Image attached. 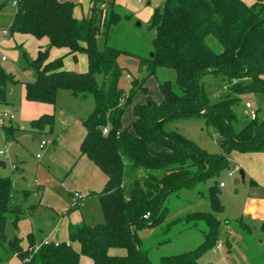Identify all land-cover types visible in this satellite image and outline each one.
<instances>
[{"label": "trees", "instance_id": "obj_1", "mask_svg": "<svg viewBox=\"0 0 264 264\" xmlns=\"http://www.w3.org/2000/svg\"><path fill=\"white\" fill-rule=\"evenodd\" d=\"M17 2L11 33L50 41L35 60L25 58L26 66L35 71L34 81L25 84L26 100L55 105L61 91H69L77 99L93 96L95 107L84 121L81 152L103 171L107 183L101 192L87 196L100 200L104 222L70 228V242L81 247L78 253L71 244L55 242L36 250L33 235L28 236L29 248L23 249L18 225L36 206L30 211L17 204L12 180L0 178L1 247L23 264H80L81 256L94 264H152L142 250L140 233L165 221L168 208L164 204L170 195L219 175L229 168L232 152L264 153V120L258 121L257 116L239 131L234 129L241 96L264 95V0H166L156 7L150 21L156 32L152 56L140 63L148 75L143 82L133 81L128 95L120 87L125 69L119 59L129 54L108 43L114 28L123 17H129L121 14L119 6L91 0L89 14L78 20L73 1ZM209 36L222 51L211 49ZM101 38L105 39L103 48ZM53 48L67 49L75 57L85 54L88 70H64V58L49 60ZM159 71L175 75L160 83L162 103L149 99L137 105L132 126L125 128L126 107L138 90L146 92L147 80ZM207 75L224 77L228 84L233 79L241 82L229 87L228 97L209 104L200 83ZM7 82H15L13 76L0 69V104L5 102ZM199 118L217 131L225 154H209L172 129L177 122ZM31 125L40 131L50 126L52 131L54 117L42 115ZM15 131L13 126L5 128L6 139H13ZM209 199L212 212L185 218L186 223L206 224L203 243L194 250L162 257L160 264H199L201 256L217 245L221 223L216 216L223 212L217 185L209 188ZM10 220L12 236L8 233ZM112 249H124L127 255L113 256Z\"/></svg>", "mask_w": 264, "mask_h": 264}, {"label": "rangeland", "instance_id": "obj_2", "mask_svg": "<svg viewBox=\"0 0 264 264\" xmlns=\"http://www.w3.org/2000/svg\"><path fill=\"white\" fill-rule=\"evenodd\" d=\"M106 1L120 5L118 0ZM121 1L124 4L120 5V12L129 17H123L120 24L114 28L108 43L129 54L119 59L121 67L125 69L120 87L125 95H128L132 82H143L148 75L145 69L140 68V63L141 59L152 55V41L156 32L151 29L150 21L156 10V4L163 6L165 0H151V4L147 1L139 2V0ZM244 1L251 3L253 0ZM13 2L14 0H0V69L12 75L15 81L7 82L5 102L0 104V112L15 115L12 122L6 120L4 124H0V153L5 152L4 155L0 154V162L6 164V168L0 167V178L12 180L17 204H21L24 209L30 211L32 206H36L33 218L26 219L22 226L20 225V239L24 246L28 245L27 249L30 234L34 233V238L38 243L54 234L57 241L55 238L51 240L59 244L69 243L78 253H81L80 245L70 242V226H74L71 221L82 217L83 214L87 225L93 226L104 222L102 206L98 198L84 199V208L72 207L70 198V191L85 197L87 194L83 187L99 183L98 178L84 166L74 171L76 159L84 155L80 149L79 152H73L75 147L80 148L79 138L85 131L84 121L93 112L95 101L91 95L85 99H77L69 91L59 92L55 105L26 100L25 84L34 81L35 71L26 66L25 58L29 61L37 58L38 50L42 47L39 42L42 39L38 40L26 34L11 33L10 27L17 11ZM100 7L110 10L107 5L101 4ZM4 30L9 32L7 38L3 36ZM104 42L105 39L101 38L99 41L101 48L104 47ZM207 43L215 52L222 51L221 45L214 37L209 36ZM80 69L77 62L76 69L73 71L79 72ZM128 75L131 76L129 79ZM174 77L172 71H159L156 76L150 77L144 85L146 92L143 89L138 90L132 103L126 107L123 126L125 128L132 126L134 109L137 105H144L149 99L157 105L162 103L163 94L160 83L167 79H174ZM234 80L237 83L241 82ZM200 83L209 104H215L220 99L228 97L229 87L235 85L228 84L224 77L218 78L214 75L204 76ZM241 99L242 102L235 110L239 120L234 126L235 131L244 128L252 120L246 103H250L257 111L258 121L264 120V95L249 93L242 95ZM42 115L54 117L52 131L50 126H47L44 131L35 130L32 127L31 122ZM71 118H75L76 121L71 125L66 124ZM10 126L16 128V131L13 139L7 140L5 128ZM172 129L196 143L209 154H225L220 145L219 134L201 118L177 122L172 125ZM42 141L49 144L46 150L41 152L42 158L37 159ZM235 154V152L231 153L229 168L221 171L219 175L211 176L191 188H185L170 195L164 204V207L168 208L165 221L157 228L145 229L140 233L143 241L142 250L152 264H160L162 257L194 250L203 243L204 233L207 231L206 224L197 222L196 226L188 228L194 222L186 223L184 217L196 212H212L209 188L216 185L219 188L223 205V212L216 217L222 224V228H220L217 245L201 256L199 264H242L243 261L247 264H264V248L258 241L253 238L250 240L247 236L238 238L237 235V214L241 210L244 197L252 189L250 180L236 186L234 180L239 177V174L234 177L229 176L230 170L235 169L238 164L241 165L240 155ZM233 157L237 160L233 161ZM239 170H244L243 166L242 168L240 166ZM100 172L104 176L103 171ZM221 183H224L226 187L221 188ZM105 185L106 182L103 189ZM50 205L55 208L63 205L69 211L58 212L57 208L54 210ZM226 229L230 234L232 233L230 238L228 237L229 240L234 241L236 237L239 239L237 247L232 252L226 245L221 250L217 249L219 241L227 238ZM22 263L19 257H10L0 245V264ZM80 264L94 263L89 257L81 256Z\"/></svg>", "mask_w": 264, "mask_h": 264}, {"label": "crops", "instance_id": "obj_3", "mask_svg": "<svg viewBox=\"0 0 264 264\" xmlns=\"http://www.w3.org/2000/svg\"><path fill=\"white\" fill-rule=\"evenodd\" d=\"M118 2L120 5L124 4L123 1H121V0H118ZM74 3L77 4V6L74 9V13H73L74 17L78 20H82L86 15L89 14V11L91 9V0H79L78 2L74 1ZM148 4H151V1H149ZM116 5L120 7V5H118V4H116ZM4 31H6V30H4ZM5 38H7V37H5ZM39 43L42 44V47H40L38 52L40 50L46 49L48 47L50 41L48 38H43L41 40V42H39ZM37 55H38V53H37ZM56 58H64V60H63L64 70H67V71L75 70L76 66H77V62L79 63L80 68H81L79 72L83 73V72H86L88 70V58L85 54H78L75 57L74 55H69V51L67 49L53 48L50 51L49 60H53ZM75 121H76L75 118H71L69 121L66 122V124L71 125ZM85 135H86V130L84 131V133H82L80 135V138H79L80 148L75 147L73 149L74 153L79 152V149L81 150V144L84 140ZM235 153H236L235 155H237V156L240 155L239 157L242 159L241 165L238 164V165H236V167L241 166V168H242V166H243L244 171H245V175H246L245 183H247L250 180V183H251L250 187L252 189L251 192H248V194L244 197L241 210L239 211V214H237V224H238L237 235H238V238L241 236L242 237L247 236L250 240L253 238V239H255V241H258V243L260 244V246L262 248H264V154L263 153H246V154H243V153H237V152H235ZM235 159L233 157V161ZM250 159H251V161H250ZM82 166H84V168H86L90 172H92L94 174V176L98 178L99 183H98V185H91V186L86 185L83 187V189L87 195L84 197L81 194H79L80 196H82V200L79 202V205L75 206L76 208H80V207L84 208L85 207L84 206V201H85L84 199L90 200V198H92V197L87 198V196H89L90 194H93V193L101 192L103 190V186H104L105 182L107 183V176L105 174L103 176L100 172L101 170L91 160H89L86 156H81L80 159H76L74 171L81 169ZM5 168H6V164H5ZM236 179L234 180V182L236 181ZM242 183L243 182H241L239 185H242ZM225 187L226 186H224L223 188H225ZM76 194H78V193L70 191V198L73 200V197ZM94 198H97V197H94ZM50 206H53V205H50ZM73 206L74 205H73V201H72V207ZM52 208H54V210H56V208H57L58 212H65L66 213L67 211H69V209L67 210L66 209L67 207H63V205H60L56 208L53 206ZM34 213H35V211L33 212V214L31 216L26 217L25 219H23L19 223V225H18V227H19V232H18L19 238H20V231H21L20 225L22 226L23 221H25L26 219H32L34 216ZM65 213H64V215H65ZM186 217H184V218H186ZM71 222H72L71 224H74V226L86 224L85 223L86 221L84 220L83 214H82V217L80 216L79 218H76V219H74V221H71ZM196 223L197 222L192 223V226H189L188 228H191V227L193 228L194 226H196ZM71 227L72 226H70V228ZM221 228H222V224H221ZM8 233L10 236H12L14 234L12 232L11 225L10 226L8 225ZM225 233L228 234L227 238H224L222 241L221 240L219 241V243L222 242L223 245L220 249H218V248L217 249L221 250L226 245L229 247L228 248L229 251L232 252L233 249L235 247H237V245L239 243L238 242L239 239L236 237V238H234V241H231L228 239V237L230 238L232 233L230 234L228 232V229H226ZM30 235L34 236V233H32ZM51 238L54 239L55 235L54 234L49 235L39 243L36 242V239H35V242H36V244L40 245L46 240H49L50 242L57 241L56 238H55V241L51 240ZM21 246L23 249L26 250L28 245L24 246L23 243L21 242ZM121 250H123V251H121ZM109 253L113 256H126L127 255V251L124 249H112V250H110ZM242 264H247V262L243 261Z\"/></svg>", "mask_w": 264, "mask_h": 264}, {"label": "built area", "instance_id": "obj_4", "mask_svg": "<svg viewBox=\"0 0 264 264\" xmlns=\"http://www.w3.org/2000/svg\"><path fill=\"white\" fill-rule=\"evenodd\" d=\"M144 1H147V2H149V1H151V0H139V2H144ZM166 1V0H165ZM14 6L17 8V6H18V2H17V0H14ZM156 7H159V4H156ZM3 35L5 36V37H8L9 36V32H7V31H4L3 32ZM3 60H5V58H3ZM131 76L130 75H128L127 76V78L129 79ZM237 83V81L236 80H234L233 81V84H236ZM246 108L250 111V118L252 119V120H254V119H256V117H257V112L253 109V107H252V105L250 104V103H246ZM15 119V115H13V114H9L8 112H0V124H4V122L7 120V121H9V122H12L13 120ZM104 133L106 134V133H108V128H105L104 129ZM48 142H45V141H42L41 143H40V146H39V149H40V152L37 154V159H41L42 158V154H41V152L42 151H44V150H46V148H47V146H48ZM1 155H4L5 154V152L4 151H1V153H0ZM239 167H236L235 169H233V170H230L229 171V176L230 177H234L235 175H237V174H239ZM225 186V184L224 183H221L220 184V187L221 188H223ZM82 200V196H80L79 194H76L74 197H73V205L74 206H76V205H79V202ZM49 243H51L49 240H46V241H44L42 244H40V245H38L37 246V248H36V250H38L39 249V247L41 246V245H43V244H49ZM56 245H58V243H56ZM222 242H220L219 244H218V246H217V248L218 249H220L221 247H222Z\"/></svg>", "mask_w": 264, "mask_h": 264}, {"label": "water", "instance_id": "obj_5", "mask_svg": "<svg viewBox=\"0 0 264 264\" xmlns=\"http://www.w3.org/2000/svg\"><path fill=\"white\" fill-rule=\"evenodd\" d=\"M148 106H152L151 102H148ZM0 167L5 168V163L4 162H0ZM245 177H246L245 171L244 170H240L239 171V177L236 179V181L234 182V184L236 186H238L241 182L245 183Z\"/></svg>", "mask_w": 264, "mask_h": 264}]
</instances>
